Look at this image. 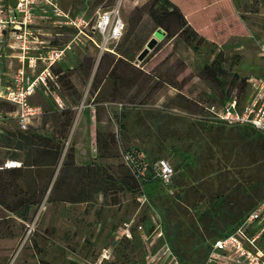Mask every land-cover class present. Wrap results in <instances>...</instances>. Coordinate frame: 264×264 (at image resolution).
<instances>
[{"label": "rangeland", "instance_id": "1", "mask_svg": "<svg viewBox=\"0 0 264 264\" xmlns=\"http://www.w3.org/2000/svg\"><path fill=\"white\" fill-rule=\"evenodd\" d=\"M150 1L58 0L87 16L116 9L125 30L107 45L112 51L71 44L60 92L73 111L69 125L50 98L27 129L4 121L0 167L8 160L25 163L30 152L23 137L32 133L58 146V160L53 165V156L42 154L38 166L0 174V264H161L157 252L164 244L183 264H199L211 240L264 198V146L257 134L217 130L223 146H215L202 121L212 97L230 95L239 79L258 73L244 22L252 31L264 27V0H160L178 4L186 21L201 29L164 36L136 61L158 28L147 12ZM73 33L67 29L60 41ZM218 53L220 82L202 80L199 69ZM121 148L165 158L173 181L134 188ZM68 198L76 200H61ZM142 223L146 237L138 233Z\"/></svg>", "mask_w": 264, "mask_h": 264}, {"label": "built area", "instance_id": "2", "mask_svg": "<svg viewBox=\"0 0 264 264\" xmlns=\"http://www.w3.org/2000/svg\"><path fill=\"white\" fill-rule=\"evenodd\" d=\"M244 23L256 45L258 73L245 78L243 95L232 93L224 101L215 98L206 105L202 121L224 131L240 128L264 136V27L252 31ZM46 24L52 29H45ZM67 29L74 36L61 42L59 37ZM124 30L125 22L116 9L87 16L71 13L58 0H14V5L0 0V133L7 119L25 130L44 112L36 95L50 98L57 111L66 107L60 95L64 72L54 70L72 50V43L83 47L91 43L101 52L112 51L107 45L116 44ZM120 159L139 185L150 180L164 185L172 182L174 169L165 158L151 160L142 151L121 148ZM20 165L14 160L3 164L7 168ZM137 227L139 235L146 237L144 224ZM160 259L161 264H182L167 244L157 252ZM199 264H264V198L246 210L228 232L211 240Z\"/></svg>", "mask_w": 264, "mask_h": 264}, {"label": "trees", "instance_id": "3", "mask_svg": "<svg viewBox=\"0 0 264 264\" xmlns=\"http://www.w3.org/2000/svg\"><path fill=\"white\" fill-rule=\"evenodd\" d=\"M169 2V1H168ZM166 1V3H161L160 0H151L148 6V15L150 19L154 22L158 28H161L164 33L165 37L168 39L174 38V37H179L182 38V35L187 29L192 28L191 25L186 21L184 14L181 12L178 6L176 5H169ZM171 4V3H170ZM193 29V28H192ZM194 31V30H193ZM184 42L186 44H189V39L188 38H183ZM221 55V53H218L215 58L210 62L205 65H203L199 69V77L202 80H208L210 82H220V76L223 74V70L217 66V56ZM119 59H116L115 62L109 67V73H111L114 69V66L116 62H118ZM239 61V58H238ZM59 68H56L54 70L55 73H59ZM69 70H66L64 74L60 75V82H61V87H63V81L62 78L63 76L68 73ZM237 79V78H236ZM238 88L233 90L232 93H236L238 96H241L245 92L246 88V80L245 78H241L238 81ZM231 93V94H232ZM230 94V95H231ZM230 95L225 96V97H212V100L215 98H218L220 101H224L227 99ZM9 109V107H8ZM11 109V108H10ZM57 111V110H56ZM64 113L66 117L65 125H69L72 117H73V111L71 110L70 107L66 105V107L60 111ZM97 120V119H96ZM207 132L209 134V138L211 139V142L215 146H223L216 136V131L220 130L221 132L224 131L222 127L218 126H213V125H208L207 127ZM247 130V129H244ZM253 132V131H252ZM255 133V132H253ZM97 133L96 135H98ZM24 142L28 145V151L33 153V158H30V154L28 155L27 159L25 160V163L21 162V165L19 167H11L7 168L4 166L0 167V174H11V175H16V174H21L25 168L28 167H35L38 166V156L42 154H51L53 156V162L51 164H55L58 160V146L53 147L50 141H43L44 139L42 137H37L36 135L28 134L27 136L23 137ZM257 142L264 146V136L257 134ZM155 160V159H154ZM127 175L131 176L132 182H133V187L137 188L139 184L136 182V180L133 178V176L130 174V172L127 170ZM173 181V179H172ZM59 185V180L56 179L54 182V187ZM42 198V197H41ZM61 200H66L70 202H75L76 199L73 198H68V199H61ZM216 205H220L221 201L214 202ZM249 208V207H248ZM242 217V214L237 215L233 219V223L237 222L240 218ZM221 236V235H220ZM217 237V236H216ZM128 243H131L130 240L126 239ZM183 264V263H182ZM189 264H195V263H189Z\"/></svg>", "mask_w": 264, "mask_h": 264}, {"label": "water", "instance_id": "4", "mask_svg": "<svg viewBox=\"0 0 264 264\" xmlns=\"http://www.w3.org/2000/svg\"><path fill=\"white\" fill-rule=\"evenodd\" d=\"M11 4L14 5V0H10ZM165 36L164 31L161 28H157L153 36L148 40L145 47L138 54L136 61H142L143 58L148 54L149 50L153 49L157 41Z\"/></svg>", "mask_w": 264, "mask_h": 264}, {"label": "crops", "instance_id": "5", "mask_svg": "<svg viewBox=\"0 0 264 264\" xmlns=\"http://www.w3.org/2000/svg\"><path fill=\"white\" fill-rule=\"evenodd\" d=\"M61 6V5H60ZM176 6H178V4H176ZM62 7V6H61ZM179 7V6H178ZM63 8V7H62ZM186 18H187V16H186ZM193 21V20H192ZM188 22L191 26H193L195 29H196V31H199L200 29H201V26L200 27H195L194 26V23L193 22ZM193 23V24H192ZM173 39V38H172ZM57 68H59L60 70L59 71H62V72H65L66 70H68L69 69V67H67V66H65V59L64 60H62L58 65H57ZM36 97H37V100H38V102L42 105L43 103H44V100L45 99H43L41 96H39V95H36ZM38 98H40V100L38 99ZM44 105H46V104H44ZM65 105H66V103H65ZM48 106V105H47ZM90 107H92V106H90ZM94 116H93V121L94 122H97V123H99V118L97 117V113L95 112V110L97 109V107L96 106H94ZM97 119V120H96ZM96 124V123H95ZM97 125V124H96ZM252 206V205H251ZM250 206V207H251ZM249 207V208H250ZM248 208V209H249ZM247 209V210H248ZM243 215V214H242Z\"/></svg>", "mask_w": 264, "mask_h": 264}]
</instances>
